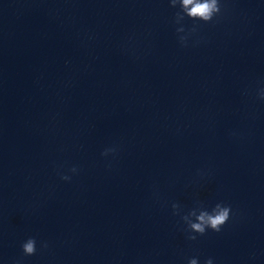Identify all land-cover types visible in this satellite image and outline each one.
Returning <instances> with one entry per match:
<instances>
[{"label": "clouds", "instance_id": "clouds-1", "mask_svg": "<svg viewBox=\"0 0 264 264\" xmlns=\"http://www.w3.org/2000/svg\"><path fill=\"white\" fill-rule=\"evenodd\" d=\"M170 7L178 8L175 13V22L180 24L184 21L185 17L193 21H202L204 23H211L214 18L219 17L222 14L221 0H169ZM197 31V25L189 30V34ZM178 34L184 33L185 28L183 26L176 29ZM179 42L183 46H187V35H178ZM260 98L264 100V90L260 92ZM115 148H106L101 155L107 156L109 153H115ZM73 173L77 172V168L71 169ZM61 179L69 180L70 177L62 175ZM173 214L179 215L180 206L176 203L172 204ZM232 209L230 205H224L222 203L215 204L211 210L205 208L202 204H198L197 207L191 209L187 214L183 215L181 219L187 225L185 232L187 233V239L195 241L197 235H204L207 230L219 233L222 227L229 221L231 217ZM194 218V219H193ZM41 248H47L48 242L41 241ZM24 256H32L37 252V240L35 237H29L21 245ZM16 264H20V261H16ZM188 264H198V259L193 257L188 260ZM204 264H213L212 258H207Z\"/></svg>", "mask_w": 264, "mask_h": 264}]
</instances>
